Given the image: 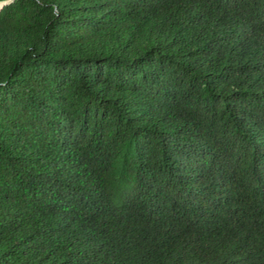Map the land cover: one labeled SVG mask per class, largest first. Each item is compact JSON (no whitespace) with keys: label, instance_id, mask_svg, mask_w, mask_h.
<instances>
[{"label":"trees","instance_id":"1","mask_svg":"<svg viewBox=\"0 0 264 264\" xmlns=\"http://www.w3.org/2000/svg\"><path fill=\"white\" fill-rule=\"evenodd\" d=\"M0 264H264V0L0 7Z\"/></svg>","mask_w":264,"mask_h":264},{"label":"water","instance_id":"2","mask_svg":"<svg viewBox=\"0 0 264 264\" xmlns=\"http://www.w3.org/2000/svg\"><path fill=\"white\" fill-rule=\"evenodd\" d=\"M12 0H6V1H2V2H0V7H2V6H4V5H6V4H8L9 2H11Z\"/></svg>","mask_w":264,"mask_h":264}]
</instances>
